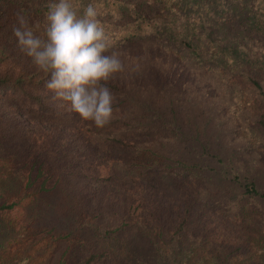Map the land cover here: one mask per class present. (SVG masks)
I'll return each mask as SVG.
<instances>
[{
  "label": "trees",
  "instance_id": "1",
  "mask_svg": "<svg viewBox=\"0 0 264 264\" xmlns=\"http://www.w3.org/2000/svg\"><path fill=\"white\" fill-rule=\"evenodd\" d=\"M139 1L78 0L81 6L97 7L125 65L109 81L116 97L114 116L97 127L53 100L45 88L48 77L17 47L12 31L17 13L43 28L50 0H0V138L20 157L27 185L40 183L39 193L49 198L53 212L41 215L43 224L56 232L60 213L72 216L65 217L69 223L81 216L85 227L97 231L94 238L106 240L78 256L77 264L115 260L117 255L108 250L112 244L134 252V236H127L134 231L152 247L165 238L176 245L171 253L153 247V260L136 256L137 264H208L219 259L232 264L240 258L264 264V181L260 186L253 178L264 179V148L250 155L252 147H244L239 137L249 122L260 129L264 143V0H143L153 8L150 18L138 12ZM204 83L219 95L229 89L223 96L229 102L209 124L222 123L213 130L227 141L231 134V149L240 139V153L259 163L248 173L225 164V151L218 155L222 143L185 130L195 117L185 120L183 115L196 114ZM241 83H250L247 89L260 96L253 122L249 107H237L251 105L246 90L240 92ZM198 142L208 147L202 157L207 163L201 157L195 160L193 144ZM219 178L240 194L229 198L231 190L214 187ZM211 187L219 201L208 206ZM178 195L186 198L177 202ZM143 213L148 214L145 223ZM252 213L260 228L251 229ZM229 214L240 221L227 220ZM130 216L139 219L135 223ZM183 251L189 255L185 262Z\"/></svg>",
  "mask_w": 264,
  "mask_h": 264
},
{
  "label": "rangeland",
  "instance_id": "2",
  "mask_svg": "<svg viewBox=\"0 0 264 264\" xmlns=\"http://www.w3.org/2000/svg\"><path fill=\"white\" fill-rule=\"evenodd\" d=\"M16 1L18 0H14V2ZM139 2L140 5L138 6V12L143 16L150 18L153 8L143 0H140ZM28 4L33 5V2L29 1ZM213 81L215 83H220L216 80ZM203 86L205 93L204 96L200 95V98L195 105V109L197 110L196 114L195 112L189 111L183 115L185 120L188 115L195 117L194 121L191 122V125L189 123L187 129L185 130L200 133V135H202L205 139H213L214 141H218L220 144L222 143V152H218L214 146L212 147L214 149H212L213 152H218V155L221 156L225 151V155H222L225 164L231 162V168L233 166L235 167L233 171L246 168L245 172L248 173L251 168L255 169L258 167L259 163L253 164L247 157L240 153V139L242 140L244 147H252V150L249 151L250 155H254L255 152H261L260 150L264 148V143L260 129L257 128L255 123L254 126L248 122L250 125L245 128L242 127L243 130L241 129L239 132L240 139L237 144L236 141H234L235 146L231 149L229 144L232 140L231 134L228 135L227 141L221 135H218V129L215 131L213 130L215 126L222 125V123L217 125L213 124L211 126L209 124L210 117L214 114H219L217 113L218 111L221 113V110H224V105L229 102L223 98V96H226V94H224L225 91H229V89L223 88L221 90L222 95H219L218 92H209V85L204 83ZM240 86V92L244 89L246 90L251 105H237V107L242 110L249 107V115L251 121L253 122V120H256L257 109L255 107L257 101L260 100V96L256 97L254 90L247 89V87H252L250 83L246 86L243 84ZM229 110L232 111L234 109L229 108ZM9 144L10 143H8V141L0 138V207L3 204H11L13 202H15L16 205L11 210L0 209V264H60L61 261H64L65 264H77L78 256L84 257L90 250L97 249L99 247L98 244L104 243L106 240L102 237L99 239L94 238V236L96 237L95 233H97V231L92 230L89 227H85V224H83V217L81 216H74L75 219L73 222L69 223L66 218L73 219L72 216L59 212L60 216H58L56 225L59 221L60 225H57L58 231L56 232H52L51 227L43 224L44 219L41 215H48L53 212L50 211V206H47L50 202L49 198H45V195L39 193L38 188L40 183H36L34 187H29L27 185V175L25 174V171L20 170L19 166L21 159L13 153ZM193 146L195 151L192 153H195L194 155L197 158L201 157V161H205L207 163V160L202 159L203 155L207 153L205 150V148L208 149L207 145L204 144V142H198L194 143ZM190 147H188V150ZM226 149L230 150V152L226 153ZM197 158H195V160L200 162L199 158ZM216 165L217 163L213 167H216ZM254 173H257V170L254 171ZM240 176H244L243 172ZM253 178L258 185L262 186V182L264 181L262 177ZM32 180H34V178H32ZM218 181L221 182L217 183L214 187L220 186L223 187L224 190H231L229 198H236V195L240 194L239 189L232 183L229 184L227 181L222 182V179L220 178ZM212 188L213 187L209 190L210 198L212 199H209L211 201H209L208 206L219 201V195L215 196ZM185 198L186 195H178L177 202L182 199L184 200ZM121 213L124 214V212ZM118 214L120 215V213ZM224 215L225 214H222L220 217ZM214 216L215 214L211 215V217ZM228 216L227 220L230 218L229 220H233L234 222L240 221L235 217V215L229 214ZM252 216L253 218L249 219L251 229L260 228L261 225L257 222V217L253 213ZM141 217L140 220L144 223L148 220V214L146 213H143ZM176 218L177 217L175 216V219ZM206 218H208V216ZM130 219L134 220L136 223V220L139 219V217L135 220L130 216L129 220ZM69 228L73 229L68 231ZM134 232L135 233L131 234L128 233L127 235L134 236L133 239H135L134 243L136 246L134 252H128V250H125V247L121 245H108V250L111 251L112 254L117 255V257L114 258L115 260L108 259L107 262L104 261L100 264H137L135 260L136 256L141 261H145L147 259L153 260L154 248L159 249V247H161L165 249L167 253H171L173 249H176V245H174L170 239L166 240V238L164 243H161V245L157 243L158 246L156 247L153 245V248L147 237L143 238L142 234L137 233L136 231ZM60 233L63 236H67L70 233V237L60 238ZM198 234H201L199 229ZM91 242L93 244L92 246L89 245ZM151 244L153 243L151 242ZM164 244L165 247H163ZM185 246L188 247L186 244ZM189 246H193V244ZM202 247L209 248V245L205 244L202 245ZM255 247L258 248L257 245H255ZM188 256V253L183 251V256L181 257L183 261L181 260V262H185ZM219 260L208 264H227ZM232 264H250V261L247 258H240L234 260Z\"/></svg>",
  "mask_w": 264,
  "mask_h": 264
},
{
  "label": "clouds",
  "instance_id": "3",
  "mask_svg": "<svg viewBox=\"0 0 264 264\" xmlns=\"http://www.w3.org/2000/svg\"><path fill=\"white\" fill-rule=\"evenodd\" d=\"M98 16L93 3L50 0L43 28L17 13L12 31L19 51L48 77L45 88L52 99L82 120L104 127L115 112L109 81L125 65Z\"/></svg>",
  "mask_w": 264,
  "mask_h": 264
}]
</instances>
